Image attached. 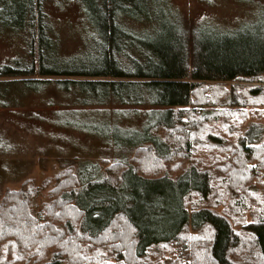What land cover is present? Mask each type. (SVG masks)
<instances>
[{
	"label": "trees",
	"instance_id": "16d2710c",
	"mask_svg": "<svg viewBox=\"0 0 264 264\" xmlns=\"http://www.w3.org/2000/svg\"><path fill=\"white\" fill-rule=\"evenodd\" d=\"M43 1L15 2L16 20H5L30 30L33 59L3 67L0 83L43 88L54 80L89 94L88 106L150 110L143 135L124 151L128 160L98 161L93 175L64 166L39 185L27 180L6 192L0 264H143L160 246L190 264H264V201L238 200L264 185V20L234 36L189 37L174 25L142 39L121 24L139 22L142 0H78L98 55L73 63L57 56ZM226 195L237 202L225 203ZM191 196L200 202L189 209ZM231 208L242 215L239 232ZM188 230L208 235L189 240Z\"/></svg>",
	"mask_w": 264,
	"mask_h": 264
},
{
	"label": "rangeland",
	"instance_id": "374dc122",
	"mask_svg": "<svg viewBox=\"0 0 264 264\" xmlns=\"http://www.w3.org/2000/svg\"><path fill=\"white\" fill-rule=\"evenodd\" d=\"M15 2L24 0H0V70L17 62L28 65L33 59L30 30L19 31L5 23L8 17L16 20L18 16L15 13L20 7L14 6ZM140 5L139 22L123 20L121 24L142 39L155 38L174 25L182 27L189 37L192 32L234 36L252 31L264 20V0H142ZM81 7L78 0L43 1L49 35L58 58L64 61L75 63L98 55L97 37ZM53 82L43 88L0 83V204L7 191L19 190L27 180L39 185L64 166L73 165L93 175L98 161L124 162L130 157L124 151H129L133 141L144 133L146 123L142 122L150 108L116 103L88 106L91 96L81 88L58 87ZM261 128L264 133V126ZM255 181L261 184L260 179ZM249 190L240 193L238 200L248 207L261 206L264 185ZM226 197L221 199L225 203L237 202ZM214 200L219 199L210 202ZM196 202H200L198 196H191L186 205L191 209ZM40 203L35 200L34 212L40 209ZM224 207L216 211L223 214ZM229 210L235 230L241 231V224L235 221H241L242 215ZM251 219L250 212L243 217L245 223ZM187 234L189 240L208 235L197 236L191 230ZM175 252L180 251L165 246L154 248L143 264H190Z\"/></svg>",
	"mask_w": 264,
	"mask_h": 264
}]
</instances>
